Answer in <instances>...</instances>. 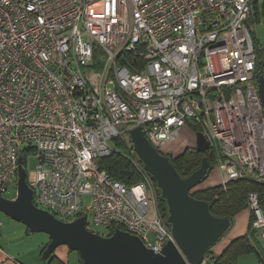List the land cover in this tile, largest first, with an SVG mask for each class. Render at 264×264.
<instances>
[{"label": "built area", "instance_id": "1", "mask_svg": "<svg viewBox=\"0 0 264 264\" xmlns=\"http://www.w3.org/2000/svg\"><path fill=\"white\" fill-rule=\"evenodd\" d=\"M254 31V0H0V195L32 157L36 207L160 252L173 237L154 181L137 157L132 185L99 160L115 138L132 145V127L159 150L193 122L222 156L223 188L264 183ZM247 207L264 230L257 193Z\"/></svg>", "mask_w": 264, "mask_h": 264}, {"label": "water", "instance_id": "2", "mask_svg": "<svg viewBox=\"0 0 264 264\" xmlns=\"http://www.w3.org/2000/svg\"><path fill=\"white\" fill-rule=\"evenodd\" d=\"M260 62L255 81L264 111V69ZM129 136L136 157L165 204V222L174 241L168 240L160 252H154L137 235L123 229L115 228L110 235L87 229L86 214L72 220L58 219L33 204V189L27 183L26 168L19 157L16 195L14 198L0 195V211L23 224L30 233L43 232L49 236L41 253L43 261L58 246L66 245L77 252L82 264H202L206 252L233 226L234 218L213 215L209 203L190 192L210 171L208 156H203L200 165L188 175L181 176L171 157L151 145L141 126L132 127ZM194 148L199 153L210 148L200 131L195 132Z\"/></svg>", "mask_w": 264, "mask_h": 264}, {"label": "trees", "instance_id": "3", "mask_svg": "<svg viewBox=\"0 0 264 264\" xmlns=\"http://www.w3.org/2000/svg\"><path fill=\"white\" fill-rule=\"evenodd\" d=\"M252 39L257 64L259 61H261L260 65H262L264 69L261 52L258 50L255 44L254 37H252ZM189 123H191V126L195 129V131L200 130L197 124L193 122ZM114 142L117 147L114 145L115 149L110 153V155L99 160L100 168L105 170L113 179L124 182L126 185H132L139 182L141 180V174L136 171L128 158L130 156L136 157L132 145H126L128 147L126 149V154L123 147H121L123 144L120 143L119 138H115ZM205 155L208 156L210 161V171L217 166V160H222V156H219V152H216L213 148H210L206 152L202 153L187 149L184 153L173 158L171 157V161L175 165L177 172L181 176H186L200 165L201 159ZM210 171L202 182L207 179ZM190 192L193 197L207 201L209 203L211 213L220 217L235 218L237 214L247 209V198L248 194L251 192L257 193L260 207L264 206V183L254 180L232 179L226 184L225 188H223L220 184L205 187H202L201 184H199L198 186L192 188ZM157 195L159 200V208L163 218L165 219V204L160 197L159 191ZM255 219V213L253 210H250L248 229L244 235L233 239L217 256H211L210 251H207L206 255L212 259L210 264H238L239 256L251 253H256L259 257H261L254 242L256 229L253 228L252 223ZM115 228L123 229L122 226H115L103 234L110 235ZM27 233L30 232L27 230ZM44 248L45 246L42 248V251ZM48 264L66 263L51 254ZM80 264H82L81 261Z\"/></svg>", "mask_w": 264, "mask_h": 264}, {"label": "crops", "instance_id": "4", "mask_svg": "<svg viewBox=\"0 0 264 264\" xmlns=\"http://www.w3.org/2000/svg\"><path fill=\"white\" fill-rule=\"evenodd\" d=\"M254 19L256 26L253 37L258 50L261 52L262 61L264 63V0H261L259 7L257 6V0H254ZM249 216L250 210L248 208L235 216L234 224L228 230V234L226 233L227 235L225 234L209 250L211 256L219 255L233 239L242 236L247 232ZM12 221L15 220L8 218V216L7 218L0 216V264H48L49 259L46 261L41 259L43 248L40 249L41 242L36 245L35 249L32 246L30 247V245L27 246V244H25V239H27L28 235L31 233H27V228L20 222ZM21 238L22 240L19 241V246L22 248H19L16 246V241ZM46 240L47 239L43 240V243L46 242ZM254 242L261 257L256 253L241 255L238 258V264H263V229H256ZM23 248L29 249L24 250ZM202 264L207 263L203 262Z\"/></svg>", "mask_w": 264, "mask_h": 264}, {"label": "rangeland", "instance_id": "5", "mask_svg": "<svg viewBox=\"0 0 264 264\" xmlns=\"http://www.w3.org/2000/svg\"><path fill=\"white\" fill-rule=\"evenodd\" d=\"M260 4H261V0H257V6L258 7L260 6ZM255 26H256V24H255ZM195 132L196 131L191 126V123L187 122L181 128L179 136L176 139L172 140L170 143L159 148V151L162 154L169 155L170 157L173 158V157H176V156L184 153L189 148H194L195 147ZM119 140H120V143L123 144V145L121 144L122 145L121 147H123L124 151L127 154V150H126L128 148L126 146L127 144H125V142H123L121 139H119ZM114 145L116 146L115 142H114ZM35 165H36V160L34 158L30 157L26 160L25 168H26V171L28 173V176H30V173L35 169ZM220 181H221L220 170L218 167H215L213 170L210 171L207 179L201 183V186L205 187L207 185H216V184H219ZM14 190L15 189L12 186H10L9 191L7 193H5L3 196L6 198H14L16 195V192L13 195ZM260 209H261V213L264 215V206H261ZM0 216L7 218V216L1 211H0ZM12 222H16V221H12ZM90 229L94 232L104 233V231L100 227L90 226ZM45 239H47L46 240V242H47L49 240V236L43 232L31 233L28 235V238L25 239V244H27V246L30 245V247L32 246L35 249L36 245L41 242V244H40L41 245L40 249H41L42 247L46 246V244L48 243V242L43 243V240H45ZM20 240H22V238L18 239L16 241V246L19 248H22L19 246ZM23 249L28 250L29 248H23ZM52 255L61 259L66 264H80L77 252L70 250L66 245L58 246L54 250Z\"/></svg>", "mask_w": 264, "mask_h": 264}, {"label": "bare ground", "instance_id": "6", "mask_svg": "<svg viewBox=\"0 0 264 264\" xmlns=\"http://www.w3.org/2000/svg\"><path fill=\"white\" fill-rule=\"evenodd\" d=\"M25 167V166H24ZM27 172V171H26ZM28 174V173H27ZM29 185V184H28ZM2 196V195H1ZM33 199V198H32Z\"/></svg>", "mask_w": 264, "mask_h": 264}]
</instances>
